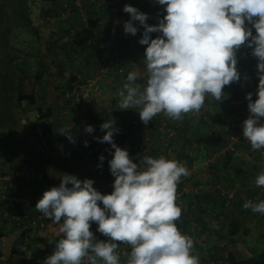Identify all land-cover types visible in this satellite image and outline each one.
I'll list each match as a JSON object with an SVG mask.
<instances>
[{
    "label": "clouds",
    "instance_id": "9594fccd",
    "mask_svg": "<svg viewBox=\"0 0 264 264\" xmlns=\"http://www.w3.org/2000/svg\"><path fill=\"white\" fill-rule=\"evenodd\" d=\"M153 2L163 6L164 11L163 16L155 15L157 8L152 4L153 17L158 19L154 25L147 23L151 16L138 8L128 4L123 8L130 15L123 23L124 32L135 36L139 29L133 22H138L143 27L139 43L147 47L143 57L144 82H140V72L128 73L127 82L118 93L119 109L138 108L144 125L136 127L138 131L127 137L129 144L122 148L115 143L120 131L116 118L110 117L100 125L105 133L102 138L88 135L94 128L84 127L85 123L75 134L78 142L87 134L96 143L92 146L109 144L110 154L105 155L110 161L103 155L99 159L109 163L106 175L114 180L113 191L102 194L94 188L92 179L81 180L71 174H63L59 186L44 191L35 209L59 226V239L43 264H120V244L131 249L126 253V264H200L199 257L193 254V239L182 234L176 224L182 215L177 204V185L190 171L169 159L177 133L169 131L166 124L178 125L185 114H199L206 96L219 103L224 100V87L241 81L237 53L242 45L250 48L256 58L259 78L255 101L251 92L246 97L243 92L249 111L243 122V136L253 150L264 149V0ZM78 7L75 5L79 12L84 9ZM83 21L87 23V18ZM151 33L158 35L153 39ZM60 71H65L64 67ZM86 79H96L98 83V76L72 79L64 94L71 92L74 83ZM243 79L247 81L249 77L244 75ZM72 105L81 106L74 102ZM160 113L173 123L162 120L150 126L148 123ZM60 134L71 143L76 142L69 128H61ZM84 143L88 146L87 141ZM145 148L157 153L141 156ZM98 167L102 168V164ZM255 184L264 186V172L257 176ZM243 208L264 214V200L245 201ZM90 222H96L97 231L109 239H98L90 231Z\"/></svg>",
    "mask_w": 264,
    "mask_h": 264
},
{
    "label": "crops",
    "instance_id": "0c3cea01",
    "mask_svg": "<svg viewBox=\"0 0 264 264\" xmlns=\"http://www.w3.org/2000/svg\"><path fill=\"white\" fill-rule=\"evenodd\" d=\"M52 0H43V9L38 10V12H41V19L46 20V25L39 24L41 27V30L38 29L40 32V40L44 37H46V33L48 31V37L45 38L51 39L53 42H55L54 46L50 49L48 56L44 59V62L41 65L48 66V70H46V73L44 74L43 79L41 80L40 84L36 88L35 91V97L36 102L34 105H28L26 102H22V108L28 107L32 108L34 111L39 108L41 111L42 104L45 107L44 113L49 114L47 119H50V117H54V123L57 124V127L64 128H71L72 132H75L76 127V121L77 119L81 121V116L85 117H93V115L97 114V111L99 109H102L104 111L101 112H109L110 109L114 107H118L117 110V116H116V127H118L120 130L123 131L126 130L127 127H130L129 124H133L135 126H141L144 125V123L140 120L139 116V109L133 108L129 110H120L119 109V91L123 87V85L127 82L126 78L130 71H138L141 74V80L140 82L143 83L145 76V66L143 63V57L144 52L147 47V45H141L139 43V40L142 37L143 33V27L139 25L138 22H133L134 26L138 27L139 31L135 36L131 34H126L123 30V23L125 22L124 17L119 18V23L113 25L111 22L109 23L110 15L113 17L116 16L115 9L111 10V12H103L107 10V7H113L116 6L119 1H116V4L113 0H105L106 3L103 1V6H100L101 3L97 0H90L88 6L86 5L85 8V14L87 13V23L85 22L84 26L80 22V17H78V14L75 13V10L70 3V1L62 0L60 1L61 4L58 8L53 9L51 8L50 3ZM98 3V4H97ZM123 6L126 4L131 5L133 7L138 8L140 11L143 12V6L141 3V0H123ZM55 8V7H54ZM31 12V10H30ZM65 14H69V16H65ZM99 18V19H98ZM104 19L103 26L99 24L97 20ZM148 24L154 25L158 23L157 18H151L147 21ZM88 24V28H84ZM97 24V25H95ZM49 25L50 27H47ZM98 28V29H97ZM117 28V31H114V29ZM86 29V30H85ZM109 29L113 30L115 34L117 35V49L120 50V54L123 52V57L121 56L120 59H115L112 56V50L108 46V39H109ZM158 34L157 33H151L150 36L154 39L156 38ZM90 38L91 41L88 43L87 39ZM122 48V50L120 49ZM125 50V51H123ZM51 58L53 60V63L57 62H64L67 64L71 76L67 77L65 75L56 76V71L53 68L52 61L49 59ZM256 58L252 60V62L257 63ZM141 66L143 68H141ZM102 71H104L106 74L105 76L100 80L98 77V83L100 87H102L101 95L97 98V100L92 104L90 102L88 107H85L81 111L76 106H69L68 103L63 99L64 92L66 91L65 88H69L70 81L72 79H76L77 77H84V76H99L102 74ZM122 73V75H120ZM101 81V83H100ZM62 84L65 86L63 87V91L61 93L56 94L57 87ZM231 86V85H229ZM63 99V100H62ZM60 102H64L65 105L63 106L65 111H63V114H61V117H63V120H61L57 114L55 115V111L57 110V107H54L56 110L53 111V108L51 106L57 105ZM24 103V104H23ZM53 104V105H52ZM207 104V105H206ZM218 102L215 100H212L211 102H207L205 99V106H215L217 109V116L216 119L220 120V123L226 120H230L231 118V108L226 106L223 110H219L217 107ZM204 106V107H205ZM60 109V108H59ZM62 110V109H60ZM100 111V110H99ZM67 114V116H66ZM201 112L199 114L196 113H190L191 116L194 117V119L197 120L199 123V119L197 116H200ZM66 116V118H64ZM51 120V119H50ZM165 120L168 123H173V120L166 117L163 113H160L153 117V120L150 121L148 124L150 126H153L154 124H157L158 122ZM197 128H199L197 125H195ZM150 132H153L152 129L149 130ZM121 132V131H119ZM142 134V132H141ZM140 134V135H141ZM77 135V134H76ZM176 140V139H175ZM175 140L173 141L172 145V153L170 156V160H175L182 165H184L189 171L190 175L187 177H183L182 180L188 178L192 179L191 186L187 188L186 196H184V199H189L191 196H196L198 194L199 197H204L203 202L199 204V208H197L196 218L199 219V225L195 226L193 222L194 215L191 214V220L192 222L190 225L182 219L179 218L180 225L177 226L182 234H186L190 236L193 239V254L197 255L198 252H196V247H203L204 244H201L202 234H205L206 237L209 234H212L213 237L209 238L207 237L206 242V250L210 253L212 258L214 259L215 256H219L217 260H213V264H221V257H225L226 260H223L224 264H228L227 254H232L233 259L236 262H239L240 260H245L252 257L250 249L251 246H255V240L256 237L252 235V231L257 228L260 230L262 229L260 225H258V219L260 217V213H254L251 211V209H244L243 204L245 201H255L259 202L260 200H264V186L257 187L255 184V178H247V176H251V174H260L261 172H264V167L260 163L258 166L250 165L247 162H241L239 164L232 165V169L229 173V180L223 181V169L226 165L224 162H221L220 167L214 166L213 169L216 174L219 176L216 179H219L222 181L224 186H229L235 193L233 192L235 199L233 200V203L229 206H224V208L221 206V203L214 204L213 201L209 197H211L210 193L213 192L216 197L214 201L217 200V195L212 189L206 190L205 188H195L198 187L197 184L199 182H194V169L196 167L197 160L199 157H194L193 148H189L187 146H184L182 143L176 144ZM85 141L88 142V146H85ZM92 144L88 140H83V143L80 145L82 148L90 147ZM108 148L106 147V151ZM182 150L186 152V160L185 158L179 159L178 152ZM246 150H248V146H246ZM155 153H157L153 149L145 148L142 151L141 156H152ZM140 156V157H141ZM107 160L110 161L109 157H106ZM140 159V158H139ZM138 159V161H139ZM241 160H243L241 158ZM259 163V160H257ZM100 164L101 161L99 159V156L96 158H86L83 159V165L84 166H91L94 164ZM194 174V175H193ZM211 172L207 176H210ZM206 176V175H204ZM77 177H80L79 179H90L92 176L88 174H79ZM221 177V178H220ZM106 180H110L111 184L113 185L114 180L110 177H106ZM196 181V180H195ZM198 181V180H197ZM208 184L212 181L211 177L209 178ZM206 182V181H205ZM204 182V183H205ZM195 186V187H194ZM112 187V186H109ZM181 188V186H180ZM186 188V187H185ZM194 188V189H192ZM205 189V190H204ZM249 189V190H247ZM210 191V192H208ZM194 192V193H193ZM250 193H257L254 196H250ZM195 194V195H194ZM238 199V201L236 200ZM205 200H208V203H204ZM210 201V202H209ZM212 201V202H211ZM241 201V202H240ZM202 206V208H201ZM214 206L212 209L214 219L213 221H210L207 214L206 207ZM201 208V209H200ZM189 210V208H188ZM204 210V211H202ZM225 210L227 212L233 211L231 216L234 218L229 225L228 232L230 230H233V227L235 222L238 223L237 226H239V231L229 237H222L219 234V231L223 230L226 226L221 225L223 222V214H225ZM206 211V212H205ZM188 213V211L186 212ZM263 214H261L262 216ZM183 216V215H182ZM227 216H224V219H226ZM183 218V217H182ZM253 219V222H249ZM263 220V216L261 218ZM213 224H216V232H208L209 227H211ZM233 224V225H232ZM205 235L203 237L205 238ZM108 239V238H107ZM106 240V239H105ZM253 241V242H252ZM119 243V242H117ZM120 248L117 249V255L119 256L120 264H126L127 255L126 253L130 252L131 249L126 244H120ZM201 248H199L200 250ZM121 254H120V251ZM203 252V250H202ZM201 252V253H202ZM46 255V254H45ZM18 263L21 264H27V258L25 259V256L23 258H17ZM85 264L87 262L85 261ZM102 264V262H101Z\"/></svg>",
    "mask_w": 264,
    "mask_h": 264
},
{
    "label": "rangeland",
    "instance_id": "374dc122",
    "mask_svg": "<svg viewBox=\"0 0 264 264\" xmlns=\"http://www.w3.org/2000/svg\"><path fill=\"white\" fill-rule=\"evenodd\" d=\"M8 1V10L9 13L12 14V8L14 9V3L15 0H6ZM62 0L56 1L55 3H50L52 10L56 9L59 7L61 4ZM67 2L69 0H66ZM114 3L116 4L117 0H113ZM136 1V0H132ZM87 2V0H85ZM84 0H78L77 4L79 8H82L84 6ZM43 0H29V18L31 19V25L26 28H22L20 31H14V35L17 36V39H14V43L16 44V58L13 59L14 62L19 65V70L15 71V78L21 77L23 74L25 75L26 73L34 74L37 72L41 66L46 67V65H41L42 64V59L38 55V49L41 48V46L44 44V40L46 37H48V31L46 37H44L43 33V38L39 41L36 39L35 36H33L30 32L31 27L36 28L35 30L39 29L41 30V27L39 24L46 25V20L41 19V12H38V10H41V8L44 6L43 5ZM102 3V2H99ZM142 6H143V12L148 14V16H151L153 18L152 14V3L149 0H141ZM55 7V8H54ZM43 9V8H42ZM85 13V9H82L80 12H78V16L82 17L83 14ZM166 14V13H165ZM10 16V15H8ZM65 16H69V14H65ZM155 18H157L155 16ZM162 18V17H160ZM7 22L9 21L8 18L6 19ZM101 26H103V23H99ZM115 24V22H114ZM47 27H50L47 25ZM88 24L84 28H88ZM98 29V28H97ZM253 34L255 35V30L253 29ZM89 43V41L87 40ZM22 51V53H20ZM8 51L6 50L5 47H2L0 45V61L4 59L5 54H7ZM237 58H238V71L244 76L247 75L249 76V73H251V76H254L255 81H245V85L249 86V89L245 91L246 95L247 93L251 92L256 96L257 92V86L258 83L256 80L259 81L258 76L256 75L257 72V63L252 62L251 60L254 59V57L251 55V49L247 48L246 46H241L240 50L237 53ZM52 61L53 68L56 71V76L60 75H65L67 77L71 76L70 70L67 66L66 63L64 62H57L53 63V60L49 58ZM256 61V60H255ZM23 62V63H22ZM65 67V71H60V68ZM48 70V66L46 67ZM11 74H13V71L11 69L7 70L4 74L3 77H5V83L6 85L2 86L0 88V95L3 96V98H8V96H11L12 99L4 103L2 101L3 98L0 97V151L3 149H10V153H8L7 157L0 156V191H5L7 194H9L11 197L15 196V198H21L24 200V202L29 203V209L25 210L27 213V218H22L18 217L15 218L13 215H11L12 212L8 211L5 212L4 210L0 209V264H21L18 263L17 261V256L12 254V250L20 245L26 246L31 244L32 238H37V237H42L44 239H49V238H59V226L57 224H54L51 220L47 219L44 217L43 220L40 221V223L37 222V220L41 217V213H39L35 209V205L37 201L42 197L44 191L50 189L51 187L54 186H59L60 184V177L63 174H71L75 175L77 177V174L71 173V172H66L64 170H59L58 168L55 167V162L52 166H50L49 173L47 171V175H44L42 172L38 174L36 170H34L32 167H28L24 164L25 159H29V156L31 157L29 159L30 162H36L37 166L39 165V161H37V153L41 151V148L36 145V142L31 138L32 137V132L29 130V126H33L34 124L37 123V119L35 117L36 112L28 107L22 108V103L20 108H16L14 102V97L15 94L13 93L14 91H11ZM105 72L102 71V74L99 75V79L101 80L105 76ZM122 75V73L120 74ZM250 77V76H249ZM81 78V77H80ZM77 77L76 79H80ZM251 78V77H250ZM10 83V84H9ZM101 83V81H100ZM63 87L65 88L64 85L60 84L57 89H56V94L61 93L63 91ZM102 88V87H101ZM67 88H65L66 90ZM102 91V89L100 90ZM231 91V86L226 85L223 89V92L225 94L224 100L221 102V104H218L217 107L219 110H223L226 108L227 104H224V101L229 98ZM12 92V93H11ZM253 98V96H252ZM63 100V99H62ZM213 99L210 96H206V101L211 102ZM90 100L86 101L83 105L80 106V110H83L85 107H88L90 104ZM219 103V102H218ZM24 104V103H23ZM42 104V109L44 111L45 107ZM53 105V104H52ZM65 103L60 102L57 105L51 106L53 108V111L56 110L54 107H57V110L55 111V115L63 120V117H61V114H63V111L66 110L64 109ZM207 105V104H206ZM247 103L244 101V104H242L243 111H248ZM62 110H60V109ZM38 113V112H37ZM201 114H205L206 120V125L204 124H199L196 119H194L193 116L188 114L186 119L189 121L192 127L197 125L199 128H193L191 130V134H198L201 135L204 132V137L202 140L198 142H193L192 145H188L189 148H193V153L194 157H199L196 163V167L193 170L195 175L193 179L194 182H199L198 187L195 188H205L206 190L212 189L214 187H220V188H225L222 181L219 180V182L215 181L212 186L208 184L209 178L211 176H207L209 174V169H213L214 166H219L221 162H224L226 160V157L228 153H226V148L228 145H232L233 141L229 140L228 134L230 133V130H224V127L230 123L228 120L223 121L220 123L219 119H216L217 116V109L215 106H205L201 109ZM67 116V114H66ZM66 116L64 118H66ZM15 118L16 122L14 125L9 123L8 121L10 118ZM7 119V120H6ZM51 119V120H50ZM50 119H47L46 121L50 125V127L54 130H59L57 127V124L55 125L54 123V117H50ZM16 128L17 130L14 131L13 128ZM20 128V129H19ZM224 130V131H223ZM210 133V134H209ZM22 137L25 139L22 141ZM55 137V136H54ZM79 136H75V139H78ZM83 139L88 140L90 142V137L87 136V134L83 135ZM176 144L181 143V136L177 135ZM246 146H248V150H246ZM34 149L35 151L30 152L28 149ZM236 148V153L239 152L241 155L237 156L236 153L232 156L231 161H233L234 164H239L241 162H247L250 165L258 166L260 162L258 163L257 160L258 157L256 155L257 150H253L251 148V145L249 142L246 141V139H243L242 142L237 143ZM52 152L50 155L56 157L57 162L60 160L59 159V154H56L57 152L50 148ZM9 152V151H8ZM11 152L15 153V156L13 157L11 155ZM226 153V154H225ZM225 154V155H224ZM29 155V156H28ZM45 155L46 152H45ZM58 155V156H57ZM241 158L243 160H241ZM24 160V161H23ZM56 162V163H57ZM181 164V163H180ZM236 164V165H237ZM231 171V169H230ZM229 171V172H230ZM13 174V175H12ZM206 175V176H204ZM212 175V174H210ZM48 176V178H47ZM230 176V175H229ZM229 176L223 177V181L226 182V180H229ZM251 176H253L251 174ZM78 179L80 177H77ZM183 178V177H182ZM178 185V191L183 189L184 191L191 186L192 179L186 178L182 180ZM26 179V180H24ZM38 180L41 183L40 184H34L32 180ZM94 181V188H96L99 192L102 194H110L112 191L109 190V186H111L110 180L106 179H101L96 182L95 178H90ZM198 180V181H197ZM49 181V183H48ZM206 181V182H205ZM7 182V183H6ZM205 182V183H204ZM181 186V188H180ZM186 187V188H185ZM190 189V188H189ZM194 189V188H192ZM204 189V190H205ZM186 192V191H185ZM210 192V191H208ZM194 193V192H193ZM195 195V194H194ZM211 197H209V200L211 199L214 202V198L216 197L213 192L210 193ZM189 199H184L180 204L184 210H182V215L180 219L185 221L184 223H190L192 222L191 220V213H186L188 211V208H199V204L202 203L203 201H198L195 196H189ZM211 201V202H212ZM191 202V203H190ZM179 202L177 201V204ZM99 206L103 207L102 202H98ZM178 204V206L180 205ZM214 206H209L206 210L208 209H213ZM202 208V206H201ZM200 208V209H201ZM233 211H228L225 210V214H223V222L221 225L226 226L223 228V230L219 231V234L224 238L229 237L228 236V228L229 225L231 224L232 220L234 219L231 215ZM196 213V212H195ZM224 216H227L226 219H224ZM263 220H264V214ZM261 214L258 219V225L261 226V230L256 227L255 231H252V235L256 237L255 240V246H258L259 243V236L264 233V221L262 220ZM183 217V218H182ZM10 218H15L17 224H13L12 220ZM30 219L29 223H22L23 220ZM33 219L36 220L35 223H33ZM254 218H251L249 222H253ZM18 220V221H17ZM181 220H177L176 224L177 226L180 225ZM98 224L96 222H90V231L94 233V235L100 239V240H107L108 237H105L103 234L99 233L97 231ZM208 232H216V224H213L211 227H209ZM22 234H24L22 236ZM202 234V239L201 244H204V248L201 246L197 248L200 245H197L196 247V252L200 251L197 253V256L199 257L200 264H206V260L208 258H212L210 253L205 249L206 248V240L208 237L212 238L213 235L209 234L205 235V238L203 237ZM31 237V238H30ZM109 239V238H108ZM253 242V241H252ZM43 245H35L32 251H26L25 253V259L27 258V264H43L44 259L47 257L45 253L42 252ZM120 248V247H119ZM203 250V252H202ZM120 251V250H119ZM202 252V253H201ZM121 254V251H120ZM220 258L219 256H215L213 260H217ZM223 260H226L225 257H221V264H224Z\"/></svg>",
    "mask_w": 264,
    "mask_h": 264
},
{
    "label": "trees",
    "instance_id": "16d2710c",
    "mask_svg": "<svg viewBox=\"0 0 264 264\" xmlns=\"http://www.w3.org/2000/svg\"><path fill=\"white\" fill-rule=\"evenodd\" d=\"M54 1L55 0H52V2H54ZM69 1L72 4L75 12L78 13L79 10L75 8V3H74L75 0H69ZM89 1L90 0H87V2H85V0H84V2H85L84 6H83L84 9L86 8V5L88 6V4L90 3ZM97 1L102 2L100 4V6H103V4L106 3L105 0H97ZM103 1L105 3H103ZM118 1H119V3H117L116 6L114 5L113 7H107V10L103 11V12H111V10L116 8L115 9L116 16L113 17L112 15H110V19H109V23L111 22L113 25H115L114 22H116V24H118L117 21H119L120 17H124L126 19L125 21H128L130 19V15L123 11V8H124L123 3H122L123 0H118ZM28 2H29V0H15V2H13L14 3V9L12 8L13 12L11 14V13H9V10L7 7L8 1L0 0V45L2 47H5L6 50L8 51V53L5 54L4 59L0 61V88L2 86L6 85L5 77H3V74L7 70L11 69L13 71V74H11L12 80L10 81V83H11L10 88H11V91H14L13 93L15 94L13 103L15 104L16 108H20L22 102H26L30 106L35 104V102H36V97H35L36 88L40 84V82L43 79L44 74L46 73V70H47L46 67L41 66V68L37 72H35L34 74L32 73L29 75L28 73H30V72H28L25 75L23 74L21 77L15 78L16 77L15 71L19 70V65H17V63L13 61V59L16 58V56H17L16 55V52H17L16 47L17 46L14 43V39H17V36L14 35V31L16 33V31L18 32L22 28L29 27L32 24L31 20L29 18V14H28ZM8 15H10V16H8ZM84 17L88 18L87 13H86V16H84ZM84 17H80V22L83 26L85 24V22L83 21ZM7 18L9 20L8 22L6 20ZM97 21L99 23H103L104 19L102 18L101 20H97ZM246 24H247V21H246ZM95 25H97V24H95ZM35 29L36 28L31 27L30 32L33 36L36 37L37 40L40 41V38H41L40 32L38 31V29L37 30H35ZM114 31H117V28H115ZM114 31L109 29L108 46L112 50V56L115 59H120L121 56L123 57V52H122V54H120V50H118L116 47L117 46V43H116L117 35L115 34ZM87 40L89 42L91 41L90 38H88ZM54 44H55V42H53L51 39H47V40H44V44L41 46V48L38 49V55L42 59V63L44 62V59L46 58V56L49 57L48 53H49L50 49L54 46ZM120 49L122 50V48H120ZM123 51H125V50H123ZM20 53H22V51H20ZM141 68H143V67L141 66ZM64 70H65V67H64ZM249 76H248L249 79L247 81H252V82L255 81L254 76H251V73H249ZM84 77H90V76H84ZM84 77H82V78H84ZM256 82L259 83L258 80H256ZM240 88L241 87L239 84H236V83L231 84V91H230L229 98H227L224 101V104H227V107L229 106L231 108L232 114H233V109H232V106L230 104L231 101H240V102H242V104H244L243 91ZM248 89H249V86H246L245 91H247ZM1 96L2 95H0V97ZM1 98H3V96ZM63 98H65V94L63 95ZM7 99L11 100L12 97L11 96H8V98L4 97L2 99V101L5 103L7 101ZM252 99H253V101H255L257 99V96H255L253 94ZM88 100H90L91 103L93 104L97 100V98L95 96L91 95L88 97ZM65 101L68 103V105L70 107L73 106L71 101H67V100H65ZM82 103L83 102L77 103V106H80ZM218 104H221V103H218ZM242 104H241V106H239L240 110H243ZM99 110L97 111L96 115H93V117L81 116L82 121L77 119L75 132H72V129L69 128L71 130V134L74 136V138H75V134H77V132L80 129H82L84 123H85L84 127L91 125L94 128V131L92 133H88V135H95V136L102 138V136L105 133L102 134L103 131H101L100 125L102 123H104L107 119H109L110 117L116 118L118 107H114V108L110 109L109 113L101 112V111H104L102 109H99ZM37 111L39 113L38 121L33 126H29V130L32 132L31 138L36 142L35 146H38L41 148V151H39L37 153V161L40 160L39 161L40 163L37 166L36 162H33V161L30 162L29 159L31 157L28 155L29 159L28 160L25 159V162H24V164L26 166L32 167L34 170H36V172H38V174H40V172H42L44 175H47V171L49 173L50 166H52L55 162V167L58 168L59 170L71 172V173L77 174V176L79 174H82V175L88 174V175L92 176V178H95L97 183L101 179H105L106 177H108L106 175V170L109 168V163L106 162L105 160H103L100 164L97 163V164H94L91 166H84L83 165V159H85V157L93 159L95 157L97 158L98 156L100 157L101 155H103L106 158L105 152H106L107 145H109L108 143H103L104 145L99 148L97 145L92 146L96 143L90 140V143L92 145L90 147L82 148L80 145L83 143V140H85V139H82L80 142H78L75 139L76 142L73 144L69 141L67 136L60 134V127H58L59 130L53 131V129L50 127V125L46 121L47 118L49 117L48 116L49 114L48 115L45 114L44 111L43 110L41 111L39 108H37ZM232 114H231V118H232ZM187 116H188V114H185L184 119L182 121H180V124H178V125L166 124V127L168 128L169 131L173 130L177 133V135H180L181 136V143L184 146L189 147L188 145H192L193 142H198V141L202 140L205 134L203 132L201 135H198L196 133L192 135L191 130L194 131L193 128H196V127L191 126L189 121L186 119ZM197 118L199 119V124L206 125L207 119L205 118V114H200V116H197ZM231 118L229 120L230 123H231ZM8 122L11 123L12 125H14L16 122V119L11 117ZM129 126L130 127H127L125 131H123L121 129L120 130L121 132H119V136H118L117 140L122 145H124L126 142H127L126 145H128L129 141L127 140V137L130 134H134L135 133L134 131H138V129L136 128L137 126H135L133 124H129ZM13 130L16 131L17 129L14 127ZM224 130H226L225 127H224ZM24 139L25 138L22 137L21 140L23 141ZM173 141L171 143V146L173 145ZM116 142L117 141H115V143ZM50 148L55 150L57 152L56 154H59L60 160L58 162L56 160V157L50 155V153L52 152V150ZM28 150L30 152L35 151L34 149H31V148H29ZM45 152L47 155H45ZM8 153H10V149H3L0 151V156L1 157L2 156L7 157ZM235 153H236V148H235V152L228 153L226 160L224 161V163L226 164L224 166V169L222 172L224 176H229V173H230L229 171H230V169H232V165H234L233 161H231V158ZM11 155L13 157H17V156H15L14 152H11ZM129 155H130V153H129ZM130 157H132V156L130 155ZM177 157L179 159L185 158L186 160H188L186 158V152L182 151V150H180L178 152ZM101 164H102V168L98 167V165H101ZM209 172H211V174H212V175H210L211 179H212L210 184L213 185L215 181L219 182V179H216L217 177H215L217 175L216 174L217 172H215L214 169H209ZM252 175L253 176H247V178L253 179V178L257 177L259 174H252ZM47 178H48V176H47ZM24 180H26V179H24ZM255 180H256V178H255ZM32 181L34 184H40L41 183L40 181L35 180V179ZM48 183H49V181H48ZM111 186H112V184H111ZM224 187H225V188H223L224 190L235 193V191H233V189H231L229 186H224ZM109 190L113 191V187H110ZM247 190H249V189H247ZM213 191L217 195V200L214 201L213 203L214 204H217V203L220 204L221 203V206L224 208V206H226L225 205L226 200L224 198H221L218 196L219 191L217 189H215L214 187H213ZM256 194L257 193H250L249 195L252 197ZM195 197L197 199V202L204 200L203 199L204 197H199L198 194ZM234 199H235V196L230 201L228 206L233 203ZM236 200L238 201V199H236ZM206 202L208 203V200L204 201V203H206ZM207 208L208 207H206V209ZM26 210H28V209H26ZM196 210H197L196 208L192 209L190 207L188 212L194 215V217H193L194 225L198 226L199 225L198 224L199 219L196 218V220H195L196 215H198L197 213H195ZM202 211H204V210H202ZM21 212H22L21 206L18 205L17 211L12 212L11 215H13L15 218H17V216L21 217L22 216ZM205 214H207V216L209 215L208 218L210 221H213L212 219H214V216H213V212L211 209H208ZM15 218H12V219L10 218V220H12L13 224L14 223L17 224L15 221L16 220ZM29 222H30V219H26V220H23L22 223L24 224V223H29ZM233 224H234V226H232L233 230H230L228 232V235H230V236L235 235L239 231V228H238L239 226H237L238 223L235 222ZM23 235L24 234H22V236ZM58 239L59 238H55V239L54 238L44 239L42 237L32 238L31 244L26 245V246L20 245V246L14 248L12 250V254L17 256L18 258H23L26 251H32L35 245H37V246L43 245L44 247L41 250L48 257L53 253V250L55 248V243ZM259 239L260 240H259L258 246H251V248H252V249H250L251 254H252L251 258H248L245 260H240L239 262H236L233 259L232 254L228 253L227 254L228 264H264V233L259 236ZM21 249H25V251H21ZM209 260L213 261V258L210 257Z\"/></svg>",
    "mask_w": 264,
    "mask_h": 264
},
{
    "label": "built area",
    "instance_id": "2783aa9c",
    "mask_svg": "<svg viewBox=\"0 0 264 264\" xmlns=\"http://www.w3.org/2000/svg\"><path fill=\"white\" fill-rule=\"evenodd\" d=\"M77 1L78 0H75V2H74L76 6H78ZM149 1L153 5H155L157 8L155 15H157L159 13V16H163L164 11H163L162 6L154 4L153 0H149ZM80 10H81V8H80ZM243 77L244 76L241 75V81L237 82V84L240 85V87H241L240 89L245 94L246 86H245V80L243 79ZM99 93H100V88H99V85L97 83V80L96 79H86V80H83L81 82L74 83L71 92H68L65 95V98L69 99L72 102L77 104V103L84 102V100L88 99V97L91 95L97 97L99 95ZM244 96L246 97V95H244ZM245 101L248 102L246 98H245ZM230 104H231L232 109H233V114H232V118H231V123H229L226 126V130H228V129L230 130V133L228 134V138H229V140H232L233 143H232V145L227 146L226 153L235 152V146H237L238 141L240 143L243 141V139H245V137L243 136V122L249 116V114L247 112L239 109V106H241L242 102L231 101ZM262 122H264V118H262ZM116 145L118 147H121V148L123 147L122 144L119 143L118 141L116 142ZM110 149H112V148H110ZM106 152L108 154H110L109 150H107ZM256 155L259 158V162L264 167V149L257 150ZM108 172H109V170H108ZM178 185H177V188H178ZM216 189L219 191L218 196L221 198H224L226 200L225 205L228 206L230 201L234 198L233 192L224 190L223 187L220 188L219 186L216 187ZM183 195L186 196V192L183 189H181L179 191L177 189V201L179 202L178 204H180L184 200ZM253 203H256V202L253 201ZM18 205H20L21 209H22V212H21L22 216L21 217L27 218V213L25 212V210L29 209V203L24 202V200L21 198L16 199V198L10 197V196H8V194H6V192L0 191V209L1 210H4L5 212H8V211L16 212L18 209ZM179 206L181 207L182 210L185 211V209L182 208L181 204ZM43 219H44V216L41 215V217L37 220V222L40 223V221ZM32 221H33V223L36 222L35 219H33ZM206 264H213V261L209 260V258H208L206 260Z\"/></svg>",
    "mask_w": 264,
    "mask_h": 264
}]
</instances>
